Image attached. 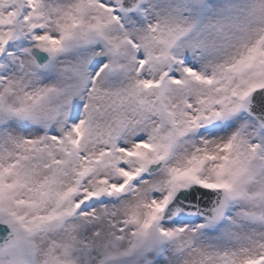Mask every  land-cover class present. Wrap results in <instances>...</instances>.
I'll return each mask as SVG.
<instances>
[{
    "label": "snow or ice",
    "instance_id": "6c2138e0",
    "mask_svg": "<svg viewBox=\"0 0 264 264\" xmlns=\"http://www.w3.org/2000/svg\"><path fill=\"white\" fill-rule=\"evenodd\" d=\"M0 264H264V0H0Z\"/></svg>",
    "mask_w": 264,
    "mask_h": 264
}]
</instances>
